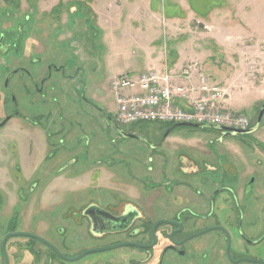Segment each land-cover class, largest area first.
<instances>
[{"label":"rangeland","instance_id":"1","mask_svg":"<svg viewBox=\"0 0 264 264\" xmlns=\"http://www.w3.org/2000/svg\"><path fill=\"white\" fill-rule=\"evenodd\" d=\"M117 2L0 0V46L2 41L5 46L0 47V120L12 110L3 103L6 67L36 73L49 65L53 71L64 66L74 77L67 80L52 71L56 80L43 95L30 91L25 73L13 79L28 121L15 117L0 130V202L8 207L2 215L28 198L32 184L39 188L32 200L115 199L146 209L151 200L163 199L161 191L151 193L149 170L156 154L145 143L164 140L168 127L139 125L140 140L125 138L112 126L106 114L117 117L111 83L119 75L170 72L176 85L194 87L203 75L227 90L233 103L225 107L251 120L257 117L264 103V0H153L160 9L155 27L131 16L127 21L128 8L119 18ZM93 4H99L98 16ZM37 115H43L42 124L33 127ZM217 136L213 128L179 127L160 151L219 152L224 146ZM262 137L264 118L263 129L250 139ZM48 154L56 159L44 160ZM158 161L155 180L160 182L164 164Z\"/></svg>","mask_w":264,"mask_h":264},{"label":"flooded vegetation","instance_id":"2","mask_svg":"<svg viewBox=\"0 0 264 264\" xmlns=\"http://www.w3.org/2000/svg\"><path fill=\"white\" fill-rule=\"evenodd\" d=\"M6 68L3 103L12 110L0 120V130L15 117L27 120L11 87L15 77L25 73L35 95L55 82L53 72L74 78L64 66L36 73ZM263 110L264 103L244 134L211 127L224 146L219 152H161L171 128L164 140H148L156 154L149 170L151 193L161 191L163 199L151 200L146 209L115 199L32 200L39 189L33 184L28 198L11 205L8 215H2L8 207L0 202V264H264V137L250 139L263 129ZM41 116L33 127L41 126ZM55 159L48 154L44 160ZM158 159L164 164L160 182L155 180Z\"/></svg>","mask_w":264,"mask_h":264},{"label":"built area","instance_id":"3","mask_svg":"<svg viewBox=\"0 0 264 264\" xmlns=\"http://www.w3.org/2000/svg\"><path fill=\"white\" fill-rule=\"evenodd\" d=\"M189 75V71L184 72ZM189 78V76H188ZM174 75L157 70L116 77L111 87L116 96V120L126 127L187 124L245 131L250 118L225 107L228 92L201 76L199 87L176 85Z\"/></svg>","mask_w":264,"mask_h":264},{"label":"crops","instance_id":"4","mask_svg":"<svg viewBox=\"0 0 264 264\" xmlns=\"http://www.w3.org/2000/svg\"><path fill=\"white\" fill-rule=\"evenodd\" d=\"M96 1H98V0H96ZM98 6H99V4H96V6L94 7V4H93V10L95 11V13H96V8ZM117 7H118L117 11H118V17L119 18L123 16V10L128 8L130 12L127 13V19H126L127 21L129 20V18L131 16L133 18V20H136L137 22L138 21L144 22L147 25V27H155L156 24H157V26H158V24H160V22H157V20L155 19L160 15L159 14L160 9H155V7H153V0H118ZM132 10H135V12ZM97 16H98V14H97ZM140 19H143V20H140ZM121 21H122V19H121ZM160 26H162V25H160ZM150 64H154V63H150ZM232 100L233 99L230 97L229 99H227V102H226V105H228L230 108H232V103H233Z\"/></svg>","mask_w":264,"mask_h":264},{"label":"water","instance_id":"5","mask_svg":"<svg viewBox=\"0 0 264 264\" xmlns=\"http://www.w3.org/2000/svg\"><path fill=\"white\" fill-rule=\"evenodd\" d=\"M103 113H105V111L102 110ZM106 114V113H105ZM264 114V110L261 112L260 114V118H259V122L261 121V118ZM107 118L114 123L116 129L120 132V134L125 137V138H137L136 135H131V134H128L124 131H122V129L118 126V124L114 121V119L110 118L109 115H107ZM178 127H195V128H200V127H204V126H200V125H187V124H180ZM223 130L225 131H228L230 133H246L245 131H242V130H235V129H226V128H223Z\"/></svg>","mask_w":264,"mask_h":264},{"label":"trees","instance_id":"6","mask_svg":"<svg viewBox=\"0 0 264 264\" xmlns=\"http://www.w3.org/2000/svg\"><path fill=\"white\" fill-rule=\"evenodd\" d=\"M114 121H116V119H114ZM116 123H117V121H116ZM118 124V123H117ZM118 126L119 127H121V129H122V131H124V132H128V130L126 129V128H123L121 125H119L118 124ZM160 126H167L168 128H171L172 130L173 129H176V128H179L178 126L179 125H175V124H162V125H160ZM200 128H211V127H200ZM214 128V127H213ZM137 129H138V127H133V128H131L130 129V133H132V134H135L136 132H137Z\"/></svg>","mask_w":264,"mask_h":264}]
</instances>
